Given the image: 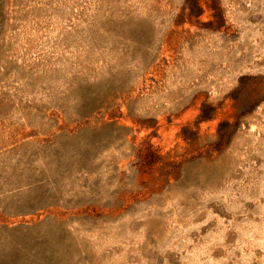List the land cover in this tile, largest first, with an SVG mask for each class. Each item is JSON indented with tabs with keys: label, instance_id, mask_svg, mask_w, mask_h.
<instances>
[{
	"label": "rangeland",
	"instance_id": "rangeland-1",
	"mask_svg": "<svg viewBox=\"0 0 264 264\" xmlns=\"http://www.w3.org/2000/svg\"><path fill=\"white\" fill-rule=\"evenodd\" d=\"M0 264H264V0H0Z\"/></svg>",
	"mask_w": 264,
	"mask_h": 264
}]
</instances>
